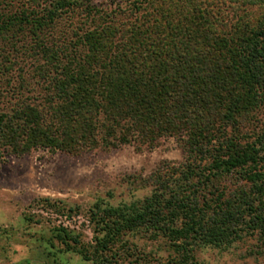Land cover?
I'll return each instance as SVG.
<instances>
[{
  "label": "trees",
  "instance_id": "16d2710c",
  "mask_svg": "<svg viewBox=\"0 0 264 264\" xmlns=\"http://www.w3.org/2000/svg\"><path fill=\"white\" fill-rule=\"evenodd\" d=\"M16 67L7 83L19 86L0 94V161L168 138L184 153L142 180L143 199L96 202L91 242L54 228V262L153 264L136 237L162 242L168 264H205L197 250L247 236L264 244V0H0V82Z\"/></svg>",
  "mask_w": 264,
  "mask_h": 264
},
{
  "label": "rangeland",
  "instance_id": "374dc122",
  "mask_svg": "<svg viewBox=\"0 0 264 264\" xmlns=\"http://www.w3.org/2000/svg\"><path fill=\"white\" fill-rule=\"evenodd\" d=\"M93 1L99 5L109 0ZM17 67L0 82L1 95L19 86V82L9 85V77L16 80L22 68L32 71L28 64ZM183 160V150L174 138L163 140L153 151L126 146L79 155L36 150L21 157L5 156L0 161V264H93L75 254H58L54 262L45 251V238L54 228L65 227L91 242L93 227L87 211L96 202L118 205L143 199L151 190L144 188L142 180L164 161L179 164ZM46 198L63 202L75 213L68 216L37 208L35 202ZM134 241L153 264H168L169 252L162 242L143 237ZM196 257L205 264H264V244L258 235L247 236L227 250L199 249Z\"/></svg>",
  "mask_w": 264,
  "mask_h": 264
}]
</instances>
